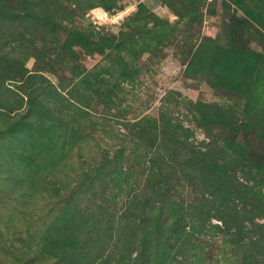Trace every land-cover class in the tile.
Instances as JSON below:
<instances>
[{
  "label": "trees",
  "instance_id": "obj_1",
  "mask_svg": "<svg viewBox=\"0 0 264 264\" xmlns=\"http://www.w3.org/2000/svg\"><path fill=\"white\" fill-rule=\"evenodd\" d=\"M186 1L191 7L196 2ZM232 1L227 3L229 8L236 5L245 9L248 16L264 27L261 6L252 12L241 0ZM101 4L110 9L119 5V0H102ZM88 6L95 4L90 2ZM235 10H230L228 42L206 36L187 63L185 74L207 78L213 87L228 92L235 100L245 101L246 120H235L230 108L212 107L211 103L193 102L181 96L177 102L192 110L195 123L204 126L208 135L209 125L228 128L231 135L223 138L222 144L211 139L196 145L189 140L194 131L163 112L158 125L142 121L125 123L127 133L121 139L135 143L129 154L126 144L112 157L105 151L100 163L91 164L89 158L80 154L79 178L73 176L70 169L74 165L70 166L68 159L78 144L94 138L99 122H103L87 106L97 97L99 104L103 102L111 108L114 92L104 74L135 81L137 70L129 72L126 58L114 54L125 48L133 52L135 38L117 41L116 35L107 36L94 29L87 32L71 29L59 59L70 54L72 58L79 57L72 48L75 43L88 52L104 53L109 49L113 51L112 57H116L111 59L120 61L113 66L114 72L103 65L97 73L84 77L83 82L89 83L91 93L79 101L55 91L39 73L17 67L16 59L0 55V184L11 197L28 203L34 198H49L50 202L58 198L57 210L51 208L42 216L34 234L31 229L27 231V240L33 238L36 247L20 264L48 261H53L51 264H185L189 249L195 247L192 239L196 233L221 234L226 243L236 245L237 255L241 253L239 264H264V34L260 33L256 39L262 42L260 50L249 43H240L237 38L242 30L240 24L250 21L246 15L240 18ZM9 13L13 17L6 22ZM41 13L37 12L34 0H0V32L8 31L16 41L17 34L7 29L9 23L14 19L48 20L46 12ZM53 24L57 23L53 21ZM155 37L162 40L159 34ZM7 43L8 40L3 45ZM151 45L152 42L148 47ZM117 88L123 92V86ZM250 127H254V137L249 142L238 141V133ZM151 148H156L154 153ZM127 156H132L137 165L131 164ZM168 166L175 175L182 172V177L201 191L196 203L168 200L167 191L175 184L174 176L166 175L171 174L165 172ZM143 169H148L145 189L129 201L117 219L98 201L93 203L98 197H108L107 203L112 199L117 206L116 200L123 191L126 190V199L130 192L137 191L140 185L133 178L141 171L144 173ZM108 187H112L109 195ZM213 218L222 223H213ZM116 220L123 221V226L119 228L122 232L114 237L111 230ZM188 226L190 234L186 231Z\"/></svg>",
  "mask_w": 264,
  "mask_h": 264
},
{
  "label": "rangeland",
  "instance_id": "obj_2",
  "mask_svg": "<svg viewBox=\"0 0 264 264\" xmlns=\"http://www.w3.org/2000/svg\"><path fill=\"white\" fill-rule=\"evenodd\" d=\"M101 1L34 0L37 12H42L41 15L46 12L48 20L34 19L22 22L14 19L15 21L8 26L6 24L8 30H13L17 34L16 41L11 39L8 31L0 32V55L16 59L17 67H26L39 73L47 79L46 83L53 85L55 91L68 98L74 97L77 101L91 93L89 83L83 82L84 77L91 72L97 73L103 65L114 72V67L120 61L111 59L116 57H112L113 51L110 52L109 49L104 53L88 52L75 43L72 48L79 57L72 58L70 54L59 59L62 44L68 42L71 29L76 28L82 32L94 29L107 36L116 35L117 41H120V38H135L132 41L135 43L133 52L127 48L120 53L114 52L118 54L117 57L126 58L129 72L137 70L135 81L128 82L112 77L108 73L104 74V77L110 80L111 90L114 92L111 93L113 100L111 108L106 103L99 104L97 97H94L95 102L87 106L95 111L103 122H99L100 127L94 132V138L89 139L86 144L85 142L78 144L72 150L73 156H70L68 161L70 166L74 165L70 170L75 178L81 175L80 154L89 158L88 162L91 164L100 163L105 151H108L112 157L123 144L128 147L126 153L129 154L135 143L124 142L121 139L127 133L125 123L132 125L142 121L147 125L150 123L158 125L163 112L165 115H170L174 122L191 128L194 135L189 140L196 145H203L202 141L209 142L211 139H217L222 144L223 138L231 135L228 128L219 125H209L210 135H208L204 126L200 127L195 123L192 110L177 102L181 96L191 98L193 102L201 100L211 103L212 107L218 105L225 110L230 108V114L235 120L239 122L246 120L243 116L245 101L235 100L228 92L217 86L213 87L208 83L207 78L200 75L193 78L185 74L186 65L199 48V42L206 41L205 37L209 36L214 38V41L226 44L230 33L227 28L230 24L229 18H232L229 17L230 10L236 9V14L242 18L248 16L245 9L236 5L229 8L227 3L228 5L229 2L233 3L232 0H195L193 7L186 0H119V5H114L110 9L105 8ZM90 2L95 4V7H89ZM241 2L252 12H257L259 6L262 7L261 12L264 11V0H241ZM141 5L144 8H141ZM80 6L85 9L82 10ZM65 9L70 12L65 13ZM9 16L6 22L13 17L12 13H9ZM248 17L250 22L240 24L242 30L237 33V38L240 39V43H249L252 48L260 50L263 47L262 42L256 39L261 35L260 33L264 34V27L251 15ZM53 21L57 24H53ZM252 21H255L253 25H249ZM158 34L161 35L162 40L155 37ZM153 36L154 40L151 39ZM7 40V45H3ZM150 42H152L151 48L148 47ZM91 80L95 78L91 77ZM118 86H123V92L117 88ZM223 116L226 117L227 112H224ZM247 131L245 129L240 131L237 140L249 142L254 137V127L248 128ZM81 145L84 148H79ZM216 145L215 143L210 147L214 148ZM155 149L151 148V153H154ZM127 157L131 158V164L137 165L132 156ZM85 168L86 170L89 168L88 163ZM172 169L168 166L165 171L171 173L166 175L174 176L175 183L167 191L168 200L196 203L201 191L193 188L192 184L182 177V172L175 175ZM144 170V173L141 171L133 178L137 179V184L140 185L137 191L130 192L127 199L126 190L123 191L122 197L116 200L117 206L112 199L107 203L108 197H98L93 203L98 201L104 210L112 212L117 219L128 207L129 201L145 189L148 169ZM74 183L78 182L74 181ZM111 191L112 187H108L107 195ZM51 208L57 210L58 198H53L51 202L49 198H40V200L34 198L28 203L21 198L11 197L0 184V264H20L26 259L27 254H31L36 246L33 238H30L32 241L27 240L29 235L27 231L31 229V233L34 234V230L40 226L42 216L48 214ZM116 222L111 230L114 237L118 232H122L119 228L123 226V221L116 220ZM212 222L222 223L217 218H213ZM186 231L190 234L189 226L186 227ZM225 240L221 234H193L192 242L195 243V247L189 249L185 264H239L241 253L237 255L236 245L226 243ZM181 259L182 256H179L178 260ZM52 262L48 261L46 264Z\"/></svg>",
  "mask_w": 264,
  "mask_h": 264
}]
</instances>
